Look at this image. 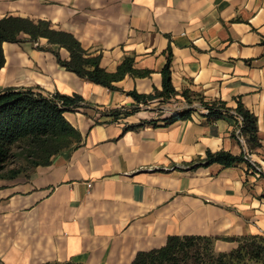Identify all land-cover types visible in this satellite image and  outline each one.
Wrapping results in <instances>:
<instances>
[{
	"label": "crops",
	"instance_id": "1",
	"mask_svg": "<svg viewBox=\"0 0 264 264\" xmlns=\"http://www.w3.org/2000/svg\"><path fill=\"white\" fill-rule=\"evenodd\" d=\"M7 16L73 34L109 73L132 58L150 75L111 90L67 71L42 49L63 61L69 52L46 39L4 44L1 89L77 94L89 108L65 115L80 143L29 178L0 179V264H132L174 236L217 238L218 253L264 237V177L248 163L189 168L220 151L248 150L264 163V0H0V20ZM170 48L175 90L232 109L242 102L257 119L260 146L241 145L229 118L193 113L167 126L171 114L151 110L110 116L137 105L130 92L163 89Z\"/></svg>",
	"mask_w": 264,
	"mask_h": 264
},
{
	"label": "trees",
	"instance_id": "2",
	"mask_svg": "<svg viewBox=\"0 0 264 264\" xmlns=\"http://www.w3.org/2000/svg\"><path fill=\"white\" fill-rule=\"evenodd\" d=\"M23 35H27L33 43L46 39L50 46L66 49L70 54L68 61H63L59 51L52 47L42 50L52 52L67 71L111 90H116L114 84L127 76L145 78L150 75L149 71L136 69L132 58H126L117 72L109 73L101 66V55L94 56L87 51L73 34L54 29L47 20L14 16L0 20V73L6 64L4 44L20 43ZM171 65L170 48L168 62L162 71L163 89L150 95L130 92L129 96L135 99L137 105L125 113L120 110L112 111L110 116L114 120L121 116L128 117L141 111L142 105L150 106L154 101L167 104L181 96L190 105L198 104L200 107L172 115L164 120L165 125L191 119L195 111L205 109L208 114L203 113V116L213 122L229 118L236 120L238 124L239 118H242V132L249 148L260 146L257 119L242 102L232 109L222 101L208 100L203 94L191 90L178 93L173 86ZM88 108L84 98L77 94H47L37 88H0V179L14 180L19 176L29 178L36 168L49 166L55 156L80 143L81 133L65 115ZM232 112H236L237 117ZM148 124L157 126L158 121L153 120ZM243 163H247L244 153L236 156L227 151L208 152L206 158L189 164V168L195 170L215 164L231 168ZM217 240L201 236L170 237L165 247L139 253L132 264H258L257 261L264 260L262 236L237 239L239 246L231 253H218L215 250Z\"/></svg>",
	"mask_w": 264,
	"mask_h": 264
},
{
	"label": "built area",
	"instance_id": "3",
	"mask_svg": "<svg viewBox=\"0 0 264 264\" xmlns=\"http://www.w3.org/2000/svg\"><path fill=\"white\" fill-rule=\"evenodd\" d=\"M180 98V99H179ZM182 101L179 103V107H177L176 111L171 113V116L176 114V113H182L184 111H187L189 109H195L200 107L198 104H194V105H190L183 97L178 96V98H174L170 101L171 102H176V101ZM179 102V101H178ZM160 104V105H166V104H162L160 101H154L153 103L150 104V106H140L141 107V111L142 110H151L152 112L154 111V109L152 108V106H154L155 104ZM167 103V104H170ZM194 113L199 114L201 116H203V113L208 114V111L205 109H202L201 111H195ZM232 114L237 117L236 112H232ZM235 122V138L237 139L238 142L241 143V145L245 146V148L247 149L248 144H247V140L242 132V128H243V123H242V118H239L238 124L237 121L232 119ZM245 155V160L247 161V163L249 164V166L251 167V171L254 172V174H256L258 177H264V163H258L254 160V156L253 154H251L250 151H245L244 153Z\"/></svg>",
	"mask_w": 264,
	"mask_h": 264
},
{
	"label": "rangeland",
	"instance_id": "4",
	"mask_svg": "<svg viewBox=\"0 0 264 264\" xmlns=\"http://www.w3.org/2000/svg\"><path fill=\"white\" fill-rule=\"evenodd\" d=\"M177 107H179L178 101L171 102L170 104H166V105H160L157 103L152 107L154 109V111H153L154 117L156 118V117L169 115V114L175 112L177 110L176 109ZM257 263L258 264H264V260L257 261Z\"/></svg>",
	"mask_w": 264,
	"mask_h": 264
}]
</instances>
